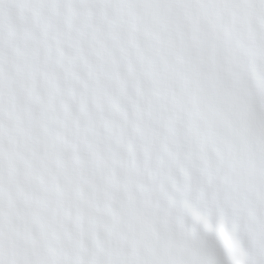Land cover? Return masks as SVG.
<instances>
[{
    "label": "clouds",
    "instance_id": "1",
    "mask_svg": "<svg viewBox=\"0 0 264 264\" xmlns=\"http://www.w3.org/2000/svg\"><path fill=\"white\" fill-rule=\"evenodd\" d=\"M0 264H264V0H0Z\"/></svg>",
    "mask_w": 264,
    "mask_h": 264
}]
</instances>
